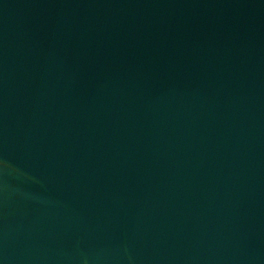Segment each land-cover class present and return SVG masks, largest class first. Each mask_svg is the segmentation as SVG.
Returning a JSON list of instances; mask_svg holds the SVG:
<instances>
[{"label":"water","instance_id":"water-1","mask_svg":"<svg viewBox=\"0 0 264 264\" xmlns=\"http://www.w3.org/2000/svg\"><path fill=\"white\" fill-rule=\"evenodd\" d=\"M0 264H264V0H0Z\"/></svg>","mask_w":264,"mask_h":264}]
</instances>
